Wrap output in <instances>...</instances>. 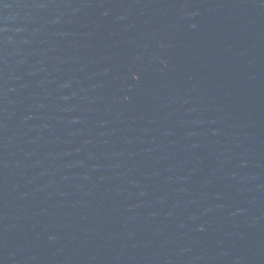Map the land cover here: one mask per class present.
Here are the masks:
<instances>
[{
	"label": "water",
	"instance_id": "1",
	"mask_svg": "<svg viewBox=\"0 0 264 264\" xmlns=\"http://www.w3.org/2000/svg\"><path fill=\"white\" fill-rule=\"evenodd\" d=\"M0 264H264V0H0Z\"/></svg>",
	"mask_w": 264,
	"mask_h": 264
}]
</instances>
